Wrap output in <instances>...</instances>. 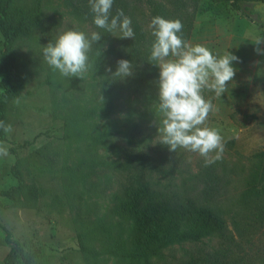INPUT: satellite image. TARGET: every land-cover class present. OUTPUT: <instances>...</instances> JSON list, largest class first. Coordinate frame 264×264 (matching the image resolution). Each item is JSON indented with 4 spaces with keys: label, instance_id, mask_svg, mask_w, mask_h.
<instances>
[{
    "label": "rangeland",
    "instance_id": "1",
    "mask_svg": "<svg viewBox=\"0 0 264 264\" xmlns=\"http://www.w3.org/2000/svg\"><path fill=\"white\" fill-rule=\"evenodd\" d=\"M210 1H189L196 13L188 43L239 58L228 91L220 97L203 91L216 108L207 126L220 130V161L231 173L220 200L208 187L203 158L159 144L158 98L149 97L158 93L159 68L150 51L91 59L95 71L65 79L44 61L42 47L67 30L92 31L63 0H41L32 35L10 45L16 71L0 80V94L11 91L0 104V120L13 128L11 134L0 129V143L9 147L0 158V192L17 184L15 164L22 184L13 202L0 196V264L10 249L3 229L20 243L12 264H264V201L243 200L255 156L264 151V44L261 53L253 44L264 27L241 18L226 1ZM240 1L264 21L263 4ZM36 5L10 0L12 22L29 17ZM130 5L131 21L152 36L147 0ZM2 42L0 34V49ZM120 59L133 63L134 74L115 80L105 68L114 72ZM191 196L217 225L190 222L186 230L198 234L190 241L170 242L173 231L150 238L135 204ZM150 225L154 233L156 224Z\"/></svg>",
    "mask_w": 264,
    "mask_h": 264
},
{
    "label": "clouds",
    "instance_id": "2",
    "mask_svg": "<svg viewBox=\"0 0 264 264\" xmlns=\"http://www.w3.org/2000/svg\"><path fill=\"white\" fill-rule=\"evenodd\" d=\"M114 0H89L93 15V24L117 38L134 39L131 19L123 10L111 15ZM149 28L155 38L150 50L149 60L159 68L158 77V122L155 120L159 144L167 146L175 153L183 149L203 158L205 165L222 159L225 141L219 129L207 126L209 114L216 111L211 100L203 96L205 89L213 91L217 97L228 91L236 69L233 62L239 58L228 51L223 56L213 55L203 45H191L182 38L183 24L179 19L168 20L161 16L151 19ZM119 33V35H115ZM97 31L85 33L79 30H67L61 33L55 42L42 47L44 61L54 72L65 79L85 78L95 66L90 54L93 45L101 40ZM255 51L261 53L259 47L264 44V37H258L254 43ZM101 55L100 49L96 53ZM131 61L120 59L116 70L110 67L115 80H123L134 74ZM103 97L100 96L101 103ZM18 103V101H17ZM0 129L11 134L12 125L0 120ZM9 155V147L0 143V158Z\"/></svg>",
    "mask_w": 264,
    "mask_h": 264
},
{
    "label": "trees",
    "instance_id": "3",
    "mask_svg": "<svg viewBox=\"0 0 264 264\" xmlns=\"http://www.w3.org/2000/svg\"><path fill=\"white\" fill-rule=\"evenodd\" d=\"M189 1L190 0H147V5L153 17L161 16L168 20L179 19L183 24L181 33L182 38L184 41L188 42L193 26V17L196 13L195 9L188 8ZM220 1L228 2L230 7L241 18L246 19L257 27H264V21L259 14L250 6L242 5L240 0H211L210 2L216 3ZM253 1L264 5V0ZM40 2L41 0H37V5L29 17L24 20L12 22L10 16V0H0V34L3 38L2 47L0 49V80L2 81L10 78L16 71V60L10 54V45L17 39L29 38L32 35L40 17ZM63 3L69 8L70 13L79 22L90 26L91 31H97L102 35L101 40L97 42L98 44L93 45V51L90 54L91 59L117 57L122 54L149 52L151 50V45L155 38L145 34L136 21L131 23V27L135 33L134 39H129L127 42L119 44L110 33H106L104 30L95 27L93 24L94 14L91 12L89 0H63ZM117 10H123L126 16L131 17L130 0H114L111 15H115ZM99 49L101 55L97 56L96 53ZM262 90L264 93V83ZM9 95H11V91L5 89V91L0 94V104H3L5 98ZM149 97L157 98V95L150 94ZM0 140H5L2 134H0ZM255 158L257 159V164L248 178L247 188L243 194L244 202L253 199H262L264 201V151L258 153ZM15 167L16 164L12 169V176L17 180V184L0 192L1 197L9 199L12 202L15 200L16 194L22 189L21 180L14 173ZM202 170L210 191L215 199L220 200L227 189V184L231 176L230 171L220 160L208 165H205V163L202 164ZM164 189L167 188L165 187ZM135 211L138 213L139 218L145 219V223H143L146 228L145 230L149 233L150 238H154L155 241L160 240L158 236L160 233L162 234L170 231H173V235L170 236V242H183L198 239V234L196 232L186 230L190 222L200 223L203 221L214 226L217 225V221L213 216L198 207L193 196L174 202L149 201L141 204L137 203L135 204ZM259 217L262 218V214H260ZM162 219H166V222H164L163 225H159L158 222ZM155 221L157 223H155ZM151 222L156 224L154 233L149 230ZM3 230L5 231V243L10 246L3 260V264H12L20 249V243L13 239L12 234L8 230Z\"/></svg>",
    "mask_w": 264,
    "mask_h": 264
}]
</instances>
